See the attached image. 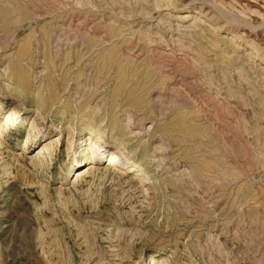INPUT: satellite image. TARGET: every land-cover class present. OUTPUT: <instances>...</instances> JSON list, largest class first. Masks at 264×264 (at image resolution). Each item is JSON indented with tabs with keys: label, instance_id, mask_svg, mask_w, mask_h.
Segmentation results:
<instances>
[{
	"label": "rangeland",
	"instance_id": "rangeland-1",
	"mask_svg": "<svg viewBox=\"0 0 264 264\" xmlns=\"http://www.w3.org/2000/svg\"><path fill=\"white\" fill-rule=\"evenodd\" d=\"M262 6L0 0V264H264Z\"/></svg>",
	"mask_w": 264,
	"mask_h": 264
},
{
	"label": "bare ground",
	"instance_id": "bare-ground-1",
	"mask_svg": "<svg viewBox=\"0 0 264 264\" xmlns=\"http://www.w3.org/2000/svg\"><path fill=\"white\" fill-rule=\"evenodd\" d=\"M241 1H247V0H241ZM250 1V0H249ZM260 8V7H259ZM262 10H264V6H262ZM251 14V13H250ZM192 18V19H191ZM194 18V19H193ZM160 19V18H159ZM181 23H183L181 25V27L186 30V32H189L191 30V28H194L196 26H199L197 25L199 23V19L197 17H193L190 13H185V14H182L180 17H179ZM194 20V21H192ZM180 24V23H179ZM178 25V24H177ZM180 26V25H178ZM179 28V27H178ZM180 29V28H179ZM178 29V30H179ZM182 29V30H183ZM197 29V28H196ZM167 32V31H166ZM176 32V31H175ZM184 33V32H183ZM186 34V33H185ZM170 36L169 37H173L175 36V33L174 32H170L169 34ZM189 35V34H188ZM171 40V39H170ZM131 121V119H130ZM130 123V122H129ZM150 128V127H149ZM148 131V130H147ZM139 134V133H138ZM2 142L0 141V144ZM3 144V143H2ZM158 146V145H157ZM156 146V147H157ZM164 147V146H162ZM157 149H160V148H157ZM164 150V149H163ZM166 150V149H165ZM164 150V153H166ZM167 151V150H166ZM158 152V151H157ZM156 152V153H157ZM155 153V154H156ZM159 153H161L159 151ZM153 154V153H152ZM87 156V150H85L83 152V154L80 155V159H77V162L80 161V163L86 159H88ZM153 158L155 159H158L157 161L159 162L158 166H161L162 162H164L165 160H167L164 156H160V155H155L153 156ZM86 160L84 161V163L86 162ZM125 165V164H124ZM125 167V166H124ZM122 166H118V168H115V165L113 164H108V165H105L103 166L101 169L98 168L97 164H91V165H88L85 167V169H82V170H79L77 171V178L75 179L74 183L75 182H78L80 179H83V178H87L91 175H94V174H98V173H101L102 175H111V176H114L116 179H119V180H125L124 178H130V175L127 173V168H124ZM116 174V175H115ZM190 175V172L188 170H183V171H179L177 174H176V177H184V176H189ZM183 179V178H182ZM133 181L135 182H139L140 184H143V179L141 178H133ZM126 183H128L129 185L135 187V190H137V186H138V183H133V182H128L126 181Z\"/></svg>",
	"mask_w": 264,
	"mask_h": 264
}]
</instances>
